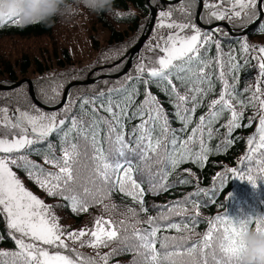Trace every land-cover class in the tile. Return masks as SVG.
Masks as SVG:
<instances>
[{
  "label": "snow or ice",
  "instance_id": "6c2138e0",
  "mask_svg": "<svg viewBox=\"0 0 264 264\" xmlns=\"http://www.w3.org/2000/svg\"><path fill=\"white\" fill-rule=\"evenodd\" d=\"M225 2L230 7L221 8L220 4ZM258 3L264 8V0H220L219 4L209 3L205 6L212 9L210 19L227 18L231 21L243 14L251 20L258 15ZM159 16L160 29L175 31H170L166 36L158 35L155 45H149V50L157 54L147 58V64L137 65L135 79L145 86L144 99L140 104H135L138 89L127 91L121 86L107 92L101 91L94 98H83L80 112L71 117L69 113L74 105V100L71 99L62 113L17 108L10 114L7 107H0V214L5 215L7 228L11 230L17 246V251L14 252L0 251V264H108L110 256L119 250L134 252L139 258L134 260V264H239V253L243 247L239 237L249 230L252 217L234 221L226 216H216L208 222L207 231L202 238L194 241L191 246H187V242L195 234V217L191 218L193 227H189L188 223H183V227L180 223H159L167 220L168 215L173 212L176 215L185 213L187 210L180 202L170 207L168 214L148 216L144 221L148 228H139L138 225L142 222L137 210L128 208L127 213L134 222L116 221L111 216L105 218L101 215L95 218L91 228L69 232L59 224L52 208L27 190L12 170V166L23 168L29 178L49 196H60L68 200L74 212H87L89 207L96 204L103 205L104 211L109 212L116 206L104 204V201L110 200L111 192L117 188L139 205L140 212H147L141 182L134 178L137 168L131 161L121 163L119 159H113L114 156L126 157L128 152H138L140 159L147 161L152 153L156 156L157 164L164 165L165 169L170 165L172 170L188 159L202 164L209 151L205 144V134L209 139L212 138V125L224 111L231 114L226 125L228 136L232 135L233 129L241 126L243 108L248 105L240 98L236 85L229 83L224 71L226 65L218 59V79L223 86L219 98L211 100L208 115L199 117V123L187 139L180 140L177 136V130L171 127L168 116L157 97L148 91V86L155 83L174 98L175 115L184 125L180 131L187 129L192 122L191 114L196 112L203 97L212 90V73L206 71L211 68L212 62L202 55V50L207 51L206 46L212 42V36L208 32H202L190 20H172L171 11L162 10ZM4 23L19 25L20 21L8 18L0 22V27ZM216 48L220 49L218 42ZM241 48L247 55L249 45L245 42ZM254 59L258 61L259 75L264 77V47L259 48V54ZM233 60L235 57L230 56V67L234 69L238 65L232 64ZM204 85L207 87H203ZM180 87L185 88L184 93L180 92ZM121 91H124V96L114 99L112 93ZM244 91L248 92L250 89L245 88ZM248 100L253 107L259 105L258 139L250 137L247 141L249 151L244 157L247 164L239 170L231 168L227 171L240 179L246 177L255 188L258 181H264V90L257 86ZM189 102L191 107H188ZM235 104L240 105V110H237ZM102 112L107 115H102ZM131 119L140 120L131 133L135 137V148L125 139V121ZM66 122L70 126L65 129ZM59 132H63L61 154L56 156L49 144V151L44 156V164L51 165L56 171H48L28 159L26 150ZM81 140L85 144H81ZM104 143L108 145L107 150ZM196 146L199 151H194ZM89 147L91 155L87 151ZM85 159L91 163V171L86 177L82 175L87 167ZM168 174L166 170H162V181H166ZM157 186L166 187L161 183L153 185V190ZM192 203L196 216H199V204L195 201ZM176 207L180 211H175ZM162 228L175 229L177 233L184 232L185 235L158 237ZM255 230L257 233H264V216L256 217ZM84 237L88 239L85 240ZM67 241H71L72 245L78 244L79 247L93 248L97 251L96 258L83 256ZM114 242L124 245V248L113 249L112 253L104 255L99 253L100 248L108 247ZM45 245L67 250L74 255H67L62 251L50 252Z\"/></svg>",
  "mask_w": 264,
  "mask_h": 264
},
{
  "label": "trees",
  "instance_id": "16d2710c",
  "mask_svg": "<svg viewBox=\"0 0 264 264\" xmlns=\"http://www.w3.org/2000/svg\"><path fill=\"white\" fill-rule=\"evenodd\" d=\"M152 1L153 0H151V2ZM157 1L160 3V0ZM187 2L189 4L190 12H192L190 18H192L194 17V8H192V6L198 7V2L196 0H190ZM191 2H193V4ZM113 7L118 10L114 14H96L84 8L83 13L72 17L70 20H63L60 17H54L52 21L47 24L22 26L21 24L16 25L13 23H4L3 26L0 27V41L11 39L21 41L50 39L47 46L50 45L52 47L55 59H59L58 67L55 68L67 72L74 63L68 48L64 44L67 41V33L69 32L71 25L75 23L79 17L84 16L88 19L90 24L93 23V27H91L92 40L96 42L97 45L98 40L95 33V26L98 29L108 30L110 33L108 42L112 46H122L127 42L126 34H128V32H121L117 29V26H126L130 30L138 32L141 27L144 26L145 21L151 18V10L147 4V0H115ZM157 7H160L161 9L162 5H157ZM133 11L138 12L139 14H133ZM190 18H188V20ZM222 22L228 23L232 28L234 27L233 22L227 20H222ZM201 30L208 32L212 36V42L206 46L207 51L202 50V55L212 62L211 68L206 69V71H210L212 73L213 86L211 92L204 96L201 103L197 106L196 112L191 114L192 122L188 125L187 129L180 131L184 128V125L175 115L176 108L174 106L173 97L167 94L162 87H158L155 83L148 86V91L157 97L161 107L165 111V114L168 116L171 127L177 130L176 134L180 137V140L187 139V137L191 135L192 129L199 123V117L201 115H208V105L211 100L218 99L219 93L223 90L222 82L218 79L220 68L217 64L218 59L222 60L226 65L224 71L227 73L229 83L236 85L237 91L240 93V98L244 100L246 105H248L243 108V116L240 120L241 126L233 129L232 135L228 136V129L226 125L231 114L229 111H224L212 125V138L209 139L205 134V144L209 151L207 152V159L202 164L195 163L192 159H188L183 163H180L175 170H172L170 165L165 169L164 165L157 164L155 162L156 156L152 153H150L151 158L147 161L141 160L138 152H128L126 153V157L114 156L113 159H119L121 163L126 162V160L131 161L134 167L137 168V171L134 172V178L137 179L138 182H141V187L144 190L143 199L147 212H140L139 205L135 203L131 197L120 192L118 188L111 192L110 200L104 201V204L116 206L109 212H105L103 205L101 204L89 207L87 212H74L72 210L71 203L68 200L63 199L60 196L55 197L54 200L60 204V211L70 222H72L75 228H91L94 224L95 218L101 215L105 218L111 216V218L116 221L128 220L129 222H134L127 213L128 208H134L137 210L139 219L142 222L138 225V227L144 229L149 227L148 224L144 222L147 220L148 216L157 217L161 213L168 214V209L176 206L177 202H180V205H182L187 211L181 215H176L175 212H173L168 215L167 220L159 221V223L162 225L180 223L182 227L183 223H188L189 227H193L191 224V218L195 217L197 220V223L194 226L195 234L192 236V239L187 242V246H191L194 241H198L202 238L203 233L207 231L208 222L216 216H226L234 221H240L247 219L248 217H252L253 222L249 225V229H255V220L257 216H264V181L259 183L260 192L258 194H252L246 202V208L240 209L238 207L239 200L235 194L236 186L233 177L230 175L224 177L219 176V173H221L225 167L237 166L238 159L247 151L248 137L255 130L256 119L254 114L257 107L251 106L248 98L252 95L257 86L264 90V77L259 75L258 61L254 59V49L256 46H251V40L264 38V18L261 24H259L258 27L245 37H232L228 30L224 27L211 31ZM217 42L220 44L219 50L216 48ZM245 42L249 45V52L247 55H245L241 48V45ZM48 55H50V51L47 47L42 53L43 57L39 56L32 58L30 55L24 54L20 57V61L17 66H13L10 63L0 65V84L12 85L20 81L18 80V73L19 75H29L32 72L40 77L39 81L35 78H30L34 84L38 100L44 105L54 106L49 100L42 98L41 94L38 92L42 88H47V85L49 84V82L45 80V75L50 74L52 69L43 63L44 58L49 61ZM230 56L235 57V60L231 61V63L238 65V67L234 69L230 67ZM125 62L126 60L119 64L118 62L113 64L106 63L103 64L105 66L104 69H100V66H97L94 69L98 70L93 73L92 78H94L98 72H103V75H117L122 72L121 68L125 65ZM87 72V68L77 69L67 75L65 79L68 81L74 79L75 81H81L87 77ZM135 77L136 76L132 77L122 86L123 89L127 91H131L133 88L138 89V95L135 97V104L138 105L144 99L145 86L138 82ZM145 78H147L146 73ZM107 81L117 80H98L96 83L89 86H79L73 88L70 91L69 96L71 92L76 89H87V91L81 93L77 98L71 109L69 117L80 112V103L83 98H94L97 93L101 91L107 92L109 89H112L107 86H103V83ZM176 83L179 84L178 81H176ZM203 87L207 86L204 85ZM23 88L27 90L28 85L24 84L14 91L0 92L4 98L0 99V105L7 106L10 108L9 110H13L15 107H20L18 106V101L23 100V98L19 96L17 99H12V95L19 91H23ZM115 88H121V86H116ZM245 88H249L250 91L245 92ZM25 90L24 99L27 98L28 100ZM179 90L181 93H184L185 88L180 87ZM124 94V91L119 93L113 92L112 96L114 99L118 100L121 99ZM29 99V101L33 103L31 98ZM30 102L27 103L30 104ZM191 106L192 104L189 102L188 107ZM235 107L237 110H240L239 104H235ZM101 114L105 116L107 115V113L103 112ZM139 123V119L125 121V132L127 133L125 139L131 142V146L133 148H135V137L132 136L131 133L133 128ZM69 126L70 123L66 122L65 129ZM101 135L103 137L104 132H102ZM156 135H158V133H156ZM62 137L63 132L53 133L45 141L32 145L31 148L26 150L25 154L28 155L29 160L40 164L48 171H55L51 165L44 164V156L49 151V144L52 146L51 151L56 156L61 154ZM229 140L231 143H228ZM80 143L85 144V141L81 140ZM103 146L107 150V143H104ZM87 151L88 154L91 155L92 150L90 147ZM194 151H199V147L196 146ZM84 161H86L87 167L82 171V175L86 177L91 171V163L87 159ZM12 170L19 178L26 182L27 186L33 192L42 194L46 197L49 196L46 191L41 189L35 183L34 180L29 178L28 173L23 168L12 166ZM162 170H166L169 173L166 181H162ZM222 182L223 187H221ZM161 183L165 184L166 187L161 188L157 186L156 189L153 190V185H160ZM193 201L199 204V216H196V212L193 210ZM175 211H180V208L176 207ZM129 232H131V229H129ZM164 235L180 236L185 235V233H177L175 229L165 230L162 228L161 232L158 233V237H162ZM157 247H159V244H157ZM123 248L124 245L114 242L108 247L100 248L98 251L101 255H104L112 253L113 249L119 250ZM0 251H17V246L7 228L3 214H0ZM81 254L85 257L96 258L97 256L94 252L88 253L83 251ZM137 259L139 258L136 257V254L132 251L119 250L110 256L108 264H134V260Z\"/></svg>",
  "mask_w": 264,
  "mask_h": 264
},
{
  "label": "rangeland",
  "instance_id": "374dc122",
  "mask_svg": "<svg viewBox=\"0 0 264 264\" xmlns=\"http://www.w3.org/2000/svg\"><path fill=\"white\" fill-rule=\"evenodd\" d=\"M187 1H190V0H184L183 2H181L180 4H177V6H174V7H167L166 8V7L162 6L161 9H160V7L159 8L157 7V5L161 6L159 1L153 0L151 2V6L156 8L159 12L157 15V20H156L154 29H153L149 39L146 41L141 52L135 57V59L133 61L132 68L129 71V73L127 75H125L124 77H122L120 80L104 82L103 86H107L108 88H113L116 86H122L128 80H130L132 77L137 76V72H136L137 65L140 63L147 64L148 63L147 58L153 57L157 54L156 52L149 50V45H153V46L155 45L156 38L158 37V35L162 34V35L166 36L170 31H175V30L167 29V28L160 29L158 27L159 21H160V16H159L160 11H162V10L171 11L172 12V17H171L172 20H174L176 22H188L190 20L191 23L195 24L198 27V25L196 24V15H197L198 7L191 5L192 8H194V17L190 18L192 12H190L189 4ZM191 3L193 4V2H191ZM209 3L219 4L220 0H204V10H203V13L201 16V21L205 25H210L213 22L214 23L222 22V20H216L215 18H211V19L209 18V13L212 9L205 6L206 4H209ZM220 7L221 8H228V7H230V5L227 2H225L223 4H220ZM263 10H264V8H263ZM83 12H84V8L81 7L79 14H81ZM257 12H258L257 17H255L251 20L244 17L243 14L241 15V17L234 18L231 21L228 20L227 18L224 20L233 22L234 27H235V28L233 27L234 30L243 31L244 29H246L249 25H251L252 23H254L258 19V17H259L258 4H257ZM132 13L133 14H139L138 12H135V11H133ZM120 15H121V13H120ZM188 18H190V19L188 20ZM150 22H151V18L145 21L144 26H142L140 31H138V32H135L134 30H130L126 26H117V29H119L121 32H128V34H126L127 42L122 46H112L111 44H109V42H108L109 37H110L109 31L106 29H98L95 26V33H96L97 40H98V45H97V43L92 40L91 27H93V23L90 24L88 19L84 16L79 17L78 20L71 25L70 30L67 33V35H68L67 41L64 44L68 48V50H69V52L73 58V63H74L69 68V70L67 72L61 71V70L55 68V67H58L59 59H57V60L55 59L52 47L50 45L47 46L48 42H50V39L26 40V41L11 39V40L0 41V65H3L5 63H10L13 66H17L18 62L20 61V57L24 54H28L32 58H36L39 56L43 57L42 53L48 47V49L50 51V55H48L49 61L44 58L43 63H45L47 66H49L50 69H52V72L50 74L45 75V80H47L49 82V84L47 85V88H42L38 92H39V94H41L42 98L49 100L52 105L57 106L62 101L65 88L70 83L75 82V79L71 80V81L66 80L65 77L67 75H69L72 71H75L77 69H83V68L86 69L87 68L88 69V72L86 74L87 77H85V79L81 80V81H87L90 73H92V71L96 70L94 68H96L97 66H100L99 67L100 69H104L105 66L103 64H106V63L113 64V63H116V62L122 60L126 56V54L138 43L141 36L148 29ZM187 31H189V30H186V32ZM217 31H219V30H217ZM202 32H204V31H202ZM220 33H222V32H220ZM251 46L252 47L256 46V48L254 49V55L259 54V48L264 47V38H256V39L251 40ZM125 64H126V62H125ZM106 67H108V66H106ZM124 67H125V65L121 68V70H123ZM90 70H91V72H90ZM102 73L103 72H98V74L95 77L98 78L100 76H103ZM95 77L93 79H96ZM30 78H32V79L35 78L37 81L40 80V77L36 74H33L32 72L29 75H21V74L19 75V73H18V80H20V81L23 79H30ZM23 89L25 90V88H23ZM24 90L19 91L16 94L12 95L13 96L12 99H17L19 96H21L23 98V100L18 101V106H20L18 108L21 110H31L34 108V109H39V110L43 111L42 109L36 107L33 103H31L29 101L30 100L29 99L30 98L29 97V88L27 90H25L27 97H28V100H27V98L24 99V96H25ZM84 91H87V89L73 90L69 96L68 101L71 99V100H74V103H75L77 98ZM12 96H10V97H12ZM0 99H4L2 94H0ZM27 102H30V104H28ZM54 106H50V107H54ZM0 107H7V106L0 105ZM256 107H257L256 112L254 114V117L256 119V126H255L254 132L248 137V139L250 137H257V139H258L257 129L259 127V115H258L259 105L257 104ZM8 109H10V108H8ZM16 109L17 108L15 107L13 110H9V113L10 114L13 113ZM63 110H61L60 112L62 113ZM43 112L44 113H51V112H46V111H43ZM52 113H54V112H52ZM248 151H249V146L247 143V151L238 159L237 166L225 167L224 170L221 173H219V176H221V177L228 176V175L233 177V179L235 181V186H236L235 194L239 200L238 201V203H239L238 207L240 209L246 208V206H247L246 202H247V200H249V197L252 194L253 195L258 194L260 192L259 183H261L262 181H258L257 186L255 188H253L252 185L247 181L246 177L244 179H240L237 176H233L231 174V172H229L227 170L231 169V168H236L238 170L243 168L247 164V161L244 160V157L248 155ZM84 164L87 165L86 161H84ZM55 171H56V169H55ZM19 179L21 180V182L23 183V185L25 186V188L27 190L31 191L34 195H36L39 199H41L46 205H48L52 208V211L57 216V218L59 220V224L62 226V228H64L66 231H69V232L81 230L80 228H75L73 226L72 222H70L68 220V218L65 217L64 214L60 211V209H59L60 204L56 200H54L55 197H59V196H47L46 197L42 194L35 193L27 186L26 182L23 179H21V178H19ZM4 217H5V215H4ZM5 221H6V218H5ZM6 224H7V222H6ZM9 232L11 233V230H9ZM11 235H12V233H11ZM84 239L87 240L88 237H84ZM67 242L73 248H75L76 251H78L79 253L84 251V252H88V253L94 252V254H97V251L91 247H88V246L79 247L78 244L72 245L71 241H67ZM44 247L49 248V246H47V245H45ZM49 251L50 252L62 251L64 254L74 255V253L70 254L67 250H62V249L49 248Z\"/></svg>",
  "mask_w": 264,
  "mask_h": 264
},
{
  "label": "clouds",
  "instance_id": "9594fccd",
  "mask_svg": "<svg viewBox=\"0 0 264 264\" xmlns=\"http://www.w3.org/2000/svg\"><path fill=\"white\" fill-rule=\"evenodd\" d=\"M115 0H0V21L15 18L22 26L47 24L54 17L70 20L81 7L92 13L114 14ZM239 239V264H264V233L249 229Z\"/></svg>",
  "mask_w": 264,
  "mask_h": 264
},
{
  "label": "water",
  "instance_id": "95a60500",
  "mask_svg": "<svg viewBox=\"0 0 264 264\" xmlns=\"http://www.w3.org/2000/svg\"><path fill=\"white\" fill-rule=\"evenodd\" d=\"M184 0H160V3L163 7H167V6H174L177 4H180L181 2H183ZM198 2V10H197V15H196V24L198 25L199 28L205 30V31H211V30H215L217 28L220 27H224L228 30L229 34L232 37H245L247 35H249L256 27L259 26V24H261V22L263 21L264 18V10L261 7V4L258 3V10H259V17L258 19L252 23L251 25H249L246 29H244L243 31L240 30H234L228 23L226 22H216L213 23L211 25H205L202 21H201V16L204 10V0H196ZM147 4L150 7L151 10V22L149 24L148 29L145 31V33L141 36V38L139 39L138 43L126 54V56L118 61L119 63H122L124 60L127 59L126 65L124 67V69L122 70L121 73L117 74V75H103L100 76L96 79H92V75L94 72H96L98 69L94 70L92 73H90L88 80L87 81H75L70 83L66 88L65 91L63 93V98L62 101L59 105L54 106V107H50L47 105L42 104L37 96H36V92L34 89V84L32 82V80L30 79H23L17 83H14L12 85H2L0 84V92H9V91H14L18 88H20L21 86H23L24 84L28 85L29 88V96L31 98V100L33 101L34 105L40 109H42L43 111L46 112H57L60 111L61 109L64 108V106L67 103L68 97H69V93L70 91L75 88V87H79V86H89L94 84L96 81L98 80H105V79H109V80H118L122 77H124L125 75H127L129 73V71L132 68L133 65V61L134 58L141 52L142 48L144 47L146 41L149 39L156 20H157V15H158V10L156 8H154L153 6H151V0H147Z\"/></svg>",
  "mask_w": 264,
  "mask_h": 264
},
{
  "label": "bare ground",
  "instance_id": "6f19581e",
  "mask_svg": "<svg viewBox=\"0 0 264 264\" xmlns=\"http://www.w3.org/2000/svg\"><path fill=\"white\" fill-rule=\"evenodd\" d=\"M93 79V78H92ZM96 83V82H95Z\"/></svg>",
  "mask_w": 264,
  "mask_h": 264
}]
</instances>
